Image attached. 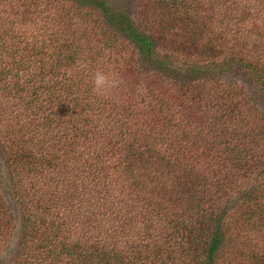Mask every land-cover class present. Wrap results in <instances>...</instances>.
<instances>
[{"label": "trees", "instance_id": "1", "mask_svg": "<svg viewBox=\"0 0 264 264\" xmlns=\"http://www.w3.org/2000/svg\"><path fill=\"white\" fill-rule=\"evenodd\" d=\"M238 209L264 222V0H0V264H227Z\"/></svg>", "mask_w": 264, "mask_h": 264}, {"label": "rangeland", "instance_id": "2", "mask_svg": "<svg viewBox=\"0 0 264 264\" xmlns=\"http://www.w3.org/2000/svg\"><path fill=\"white\" fill-rule=\"evenodd\" d=\"M174 92H176V90ZM187 111L188 110H186L185 113H187ZM1 167L3 169V165H1ZM240 210L241 209H238V211L234 213L232 211L226 217L227 233L229 236V241L231 242L230 245H227L225 251L227 257H228V253L230 254L227 264H238L239 260H241L242 262L241 264H264V222L257 221L255 224H251L252 221L248 219L247 215H244L243 213L240 214L239 212ZM262 214L264 215V212ZM257 218L260 219L258 215ZM261 220L263 221L264 217H262ZM243 223H244V227H242L243 234L241 235L239 224H243ZM246 232L249 233L248 236ZM14 242H15V238H12L10 240V246L8 248V252L6 255H9V252L15 247L13 246L15 244ZM235 246L236 248L238 247L243 248L246 251L245 254L250 256L247 257L241 256L239 258L233 257L232 253L235 252L234 251ZM251 250H256L257 253L254 255L251 252ZM222 257L224 256H221V258ZM219 260L220 258H218L217 262H219Z\"/></svg>", "mask_w": 264, "mask_h": 264}, {"label": "clouds", "instance_id": "3", "mask_svg": "<svg viewBox=\"0 0 264 264\" xmlns=\"http://www.w3.org/2000/svg\"><path fill=\"white\" fill-rule=\"evenodd\" d=\"M120 83L121 81L111 72L97 70L93 74V92L99 96L107 97L111 93V90L118 87Z\"/></svg>", "mask_w": 264, "mask_h": 264}]
</instances>
